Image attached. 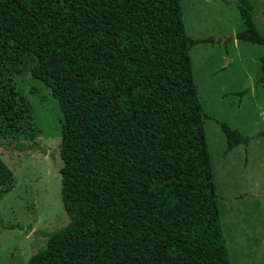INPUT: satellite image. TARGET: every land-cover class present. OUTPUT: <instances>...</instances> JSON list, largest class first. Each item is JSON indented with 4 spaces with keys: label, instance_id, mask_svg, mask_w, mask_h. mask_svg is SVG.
<instances>
[{
    "label": "trees",
    "instance_id": "trees-1",
    "mask_svg": "<svg viewBox=\"0 0 264 264\" xmlns=\"http://www.w3.org/2000/svg\"><path fill=\"white\" fill-rule=\"evenodd\" d=\"M237 7L264 79V35L250 0ZM207 40L186 32L180 0H0V140L33 129L6 62L27 57L61 110L69 221L26 264H231L190 58ZM220 127L226 150L248 141ZM13 179L0 157V196Z\"/></svg>",
    "mask_w": 264,
    "mask_h": 264
},
{
    "label": "rangeland",
    "instance_id": "rangeland-1",
    "mask_svg": "<svg viewBox=\"0 0 264 264\" xmlns=\"http://www.w3.org/2000/svg\"><path fill=\"white\" fill-rule=\"evenodd\" d=\"M180 2L186 32L211 38L193 45L190 58L230 261L264 264L263 46L235 37L244 28L239 0ZM250 12L264 35V0H250ZM29 65L25 57L3 68L4 78L26 98L31 117L23 126L33 129L32 137L0 140V157L14 177L12 188L0 196V264H26L48 235L69 221L60 197V106L40 82H28ZM32 87L36 93L29 92ZM221 122L248 141L226 150Z\"/></svg>",
    "mask_w": 264,
    "mask_h": 264
}]
</instances>
